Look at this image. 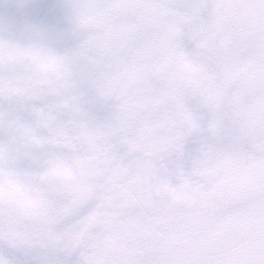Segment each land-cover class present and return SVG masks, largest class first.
Wrapping results in <instances>:
<instances>
[{
	"label": "clouds",
	"instance_id": "clouds-1",
	"mask_svg": "<svg viewBox=\"0 0 264 264\" xmlns=\"http://www.w3.org/2000/svg\"><path fill=\"white\" fill-rule=\"evenodd\" d=\"M0 264H264V0H0Z\"/></svg>",
	"mask_w": 264,
	"mask_h": 264
}]
</instances>
